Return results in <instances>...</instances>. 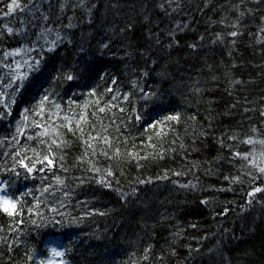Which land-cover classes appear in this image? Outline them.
<instances>
[{
  "label": "trees",
  "instance_id": "obj_1",
  "mask_svg": "<svg viewBox=\"0 0 264 264\" xmlns=\"http://www.w3.org/2000/svg\"><path fill=\"white\" fill-rule=\"evenodd\" d=\"M17 2L0 0V181L17 201L0 205V264H39L51 238L68 264H264V145L244 143L264 140V0ZM47 29L54 51H23ZM18 50L43 59L9 96ZM45 89L60 108L32 114ZM50 145L55 167L17 163Z\"/></svg>",
  "mask_w": 264,
  "mask_h": 264
},
{
  "label": "snow or ice",
  "instance_id": "obj_2",
  "mask_svg": "<svg viewBox=\"0 0 264 264\" xmlns=\"http://www.w3.org/2000/svg\"><path fill=\"white\" fill-rule=\"evenodd\" d=\"M16 9H20L21 11H23V8L21 7V4L17 2V0H12V3H10L8 5V12L5 13V15H11L13 11H15ZM45 19H47L45 17ZM68 27H73V25L69 24ZM23 29H19L17 30V34H19L20 32H22ZM7 32L9 34L13 33V28L11 27H7ZM52 33L51 29H47L43 32H41L39 34V36L37 37V40H43L44 44L43 45H39L38 48H26L23 49L24 52H31V51H39L40 53H43L45 50L51 52L54 51L55 48L58 46L59 43L63 42V37H61L59 32H55L54 36L55 38L52 40L48 39V36ZM230 35L232 36H236L238 35L237 32H232ZM47 46V47H45ZM104 47H107V45H103ZM9 55L12 56H16V55H20V50L13 52V53H6L4 59H7ZM43 59L42 55H38L35 58H31V59H24L22 64L20 62H16L15 63V67H12L10 65H6V67L9 68V75L11 76V79L9 80V82L7 83L6 87L10 88L12 90V92L10 94H8L9 96L14 95L15 93L19 92L23 86H24V81L28 79L29 74L33 71H39V67L41 64V61ZM22 65L24 66V70L21 71V67ZM64 79H67L69 81L73 80L74 77L71 73L66 74L64 77H62ZM109 91H111V89H109ZM143 92V99L148 100L151 99L155 93H149L147 91H144L142 89ZM91 94V93H90ZM52 92H50L48 89H45L44 94L42 95L40 101L38 102V109L39 111L32 113L31 109H25L22 113H21V121H19L17 123V135H23V124L26 123L29 120V113L35 114V115H40L44 112V106L46 103H52L53 107L56 109L60 108L59 104H56L52 99ZM116 97L113 96V99H115ZM14 102V101H13ZM7 111V109L5 108V112ZM99 111L103 112L104 108H99ZM51 113H49V119H51ZM58 115V113H57ZM262 115H264V113H262ZM65 119H67V117H65ZM80 119H83V117L81 116ZM137 119H140L139 116H137ZM168 120H177L178 116H169L167 117ZM53 124H55V122L53 121ZM34 126L39 128L41 127V125L39 124V122H34ZM150 127H154L155 125H149ZM77 127H79V124H77ZM48 126H45V131L44 132H40V133H36L37 137H40L41 143H44L43 137L48 135ZM70 131L72 129H69ZM95 138V137H94ZM27 139L32 140L34 139L33 136H28ZM105 142H107V138L105 137ZM260 143L261 145H264V140H260V141H253L252 139H249L247 141H244V143H248V144H252V143ZM15 143H19V139H15ZM63 144V141H59L58 139H52L51 140V145H55L56 147H60ZM51 145L49 146L48 152L41 154L39 152L35 151V148L32 149L34 156L36 157V159L33 161L32 166H26L23 163V160L17 161V163L20 164L21 167H25L26 171L31 173L34 168H35V164L39 163L42 165H46L48 167H55V156L51 151ZM16 156H20L21 153L18 151L15 153ZM243 159L247 160L248 156H243ZM25 159H32L31 157H25ZM12 171H15V168L12 169ZM38 171L43 172L44 168H40L38 169ZM259 171L261 173H264V168H260ZM108 175H112L111 172L107 173ZM18 175V173H17ZM56 183L59 185H63L64 181L61 180L60 178L57 177ZM44 191H48L47 188L44 189ZM262 191V189L260 188H256L255 192H260ZM25 195H27V193H25ZM65 195L67 196L68 193H65ZM250 196L254 195V193H249ZM17 201L12 200V198L8 195V186H7V182H0V205L4 206V210L8 211L9 207L14 208L16 205ZM55 244V242H53ZM49 251L52 255V257H63L65 255L64 251H60L58 250L57 246H52L49 248ZM67 251V250H65ZM41 264H44L43 261H41ZM47 264H53V262L51 260H49L47 262Z\"/></svg>",
  "mask_w": 264,
  "mask_h": 264
},
{
  "label": "rangeland",
  "instance_id": "obj_3",
  "mask_svg": "<svg viewBox=\"0 0 264 264\" xmlns=\"http://www.w3.org/2000/svg\"><path fill=\"white\" fill-rule=\"evenodd\" d=\"M24 59H27V57H26V56L23 54V52L20 50V55H16V56H15V63H16V62H20V63L22 64V62H23ZM22 69H24V66H23V65H22V67H21V70H22ZM1 207H2V209L4 210V206L1 205ZM12 209H13L12 207H9L8 210H12ZM53 242H55V244H54ZM52 246H57V247H58V250L62 251L61 248H60V246H59V244H58L56 241L51 240V241H49V242L47 243V252H48L47 256L44 257V258H41V257L39 258V257H37L36 260L38 261V263L40 264L41 261H43L44 264H47V262H48L49 260H51V261L53 262V264H68L67 262H65L64 260H62V257H52V255H51V253H50V251H49V248L52 247Z\"/></svg>",
  "mask_w": 264,
  "mask_h": 264
}]
</instances>
